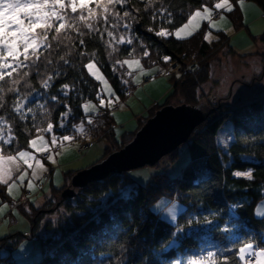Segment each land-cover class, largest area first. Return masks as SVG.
I'll return each mask as SVG.
<instances>
[{"label": "trees", "instance_id": "trees-1", "mask_svg": "<svg viewBox=\"0 0 264 264\" xmlns=\"http://www.w3.org/2000/svg\"><path fill=\"white\" fill-rule=\"evenodd\" d=\"M238 1L229 0L233 8L229 12L215 9L218 0H130L128 4L112 9L120 16L124 11L131 13L133 22L130 31L123 28L126 21H118L115 17H110L107 25H97L101 32L106 27L112 30L110 26L117 25L115 39L108 37L106 32L101 37L99 32L88 33L83 28L84 46L79 44V36L74 30L68 31L60 47L52 41V64H42L38 71L29 72L18 85L22 94H30L27 107L33 111L28 113L25 120L18 117L9 119L11 134L15 139L11 145L0 149V155H14L20 149H30L33 137L51 134L46 131L48 123L55 126L53 135L74 136L79 140V145L106 137L108 145L104 147L103 158L126 143L162 105H197L206 118L196 126L198 131L191 134L186 142L188 161L178 173L173 176L165 171L154 173L144 184L134 186L135 190L126 196H117V191L133 182L128 171L110 173L101 180L76 188L71 198L62 199L60 191L69 185V182L64 183L54 189L52 196L55 198L49 205L25 206L27 199L13 200L18 201L14 207H20L29 219L31 235L37 230V222L43 214L61 204L70 213L68 220L64 218L58 235L40 240V258L22 264H186L191 259H200L207 264H222V256H207L209 251L218 253L220 249H233L226 253L230 264H243L236 251L243 243H255L256 250L264 247V214L260 217L255 215L257 203L264 200V95L251 97L223 111L214 106H206L205 109L198 98L197 86L207 81L210 62L226 46L228 38L218 30L216 39L206 40L205 21L191 36L177 38L173 35H156L161 29L173 30L181 26L195 9L204 7L211 9V14L218 12L210 19L218 18L223 12L239 28L243 22ZM249 1L257 4L264 17V0ZM90 7L101 11L95 3ZM161 10H165L163 16L159 14ZM51 36L52 33L49 34L50 41ZM121 36L125 41L131 38L132 43H118ZM258 38L264 41V31ZM146 51L149 53L147 56L144 55ZM80 52L86 55H78ZM45 55L49 53L45 52ZM62 56L69 61L68 64L60 59ZM129 57L138 58L144 66L158 65L163 70L171 62L177 61L182 67H191V70L166 75L170 88L164 99L155 102L138 116L134 128L121 130V135L115 136L114 129L120 126L112 118L111 112L116 109L115 106L112 110L102 108L91 123L85 121L87 114L82 110V103L99 98V83L88 73L85 65L89 60H94L108 79L114 94L124 100L133 86L124 63ZM164 57L170 59L165 60ZM262 58L264 62V53ZM57 71L59 76L56 75ZM260 78L261 73L253 80ZM125 80L128 81L126 84L123 82ZM45 81H48L47 88L44 87ZM64 85H68V88L64 89ZM13 98L12 94L6 97L9 102ZM65 112L69 114L64 126L60 127ZM225 120L232 124L233 138L226 151H222L216 145L215 137ZM78 121L86 123L82 133H77L74 128ZM178 155L175 149L166 157L173 162ZM41 156L46 158L47 154L43 156L42 153ZM245 169L252 172L251 179L233 173ZM74 172H68L69 179ZM5 186L0 183V194L6 198L8 193ZM108 192L115 194L114 198L110 197L100 204L99 199ZM161 195L175 198L185 206L175 223L162 219L151 210L150 205ZM71 200H74L73 204ZM230 203L236 205V218L227 214ZM18 233L0 237V249L10 248L12 243L17 242ZM10 238H16L15 242L12 240L10 243ZM173 241L175 243L171 245ZM0 264L21 263L6 254L0 255Z\"/></svg>", "mask_w": 264, "mask_h": 264}, {"label": "rangeland", "instance_id": "rangeland-1", "mask_svg": "<svg viewBox=\"0 0 264 264\" xmlns=\"http://www.w3.org/2000/svg\"><path fill=\"white\" fill-rule=\"evenodd\" d=\"M256 5L257 4L253 3V1L250 2L246 8L247 13H250ZM197 9L203 11L204 8ZM221 17H223V19ZM203 21L206 22L207 26V29L204 32V37L207 36L206 40L210 41L216 39L218 37V30L222 31V33L228 38L226 46L223 47L219 51L218 56L212 60L207 81L199 83L197 86L196 92L199 96L198 98L201 102H203V105H205V109L208 106H214L219 111H223L227 108H231L234 104L243 102L251 97L264 95V62L262 58V54L264 53V41H261L258 38V36L264 31V17L261 18L260 22L252 26H248V23H245L242 17L243 26L239 28H237L235 23L232 22L223 12L218 18ZM203 21L199 22V26ZM185 23H187V21ZM183 24L173 30L167 31L174 33L178 28L182 27ZM197 28H190L189 30L193 32ZM185 36H187L186 32L181 33V37ZM90 61L96 65L98 74L108 81L95 61L89 60L88 62ZM125 61H128V63L125 65L128 69V72L131 73L129 79L133 84L129 95L124 100H120L119 98L117 100V96L114 94L112 97V104L110 106L103 107L99 103L100 97L97 99V101H84L82 103V110L87 114L85 117L86 122L89 121V119H94L95 115L101 113L102 108H107L110 110L113 108V106H116V109L113 110L111 114L116 116L117 122L120 123V120L123 119L124 122H128L124 127L125 129H129L127 128L128 126L134 128L137 124V113L143 109L145 113L155 104V102L162 101L164 99V96L169 91L170 81L168 76L163 75V68L159 67L158 65L144 66L141 64L138 58L134 57L126 58L124 62ZM137 61H139V63H136ZM170 66L172 67L171 73H177V71L182 72V70H180L181 64L178 65L177 61L171 62L166 67V69H168ZM260 73L262 74V78L253 80V77L260 75ZM93 78L95 79V77ZM97 82L99 83L98 87L100 90V88L103 86L102 82ZM161 91L164 92L160 94ZM103 98L105 100V104L107 105L109 99L108 95L104 94ZM153 99H155L154 102H152ZM218 103H220L221 106H219ZM84 105H88L87 111L85 110ZM65 120L66 117H64L60 123H64ZM85 126L86 123L83 121H78L74 125V128L77 133H82L85 130ZM120 130L122 129L120 128ZM197 131L198 129L195 127L191 134ZM5 133L7 135V131ZM117 135H121V131L118 134L115 132V136ZM52 136V133L49 135H37L31 139H37V148H32L30 146V149L23 148L19 150L28 151L31 153L33 159H30L29 163H31L33 167L29 169L27 165H24L23 161H21L22 165L24 166V170L19 174L15 173L13 179L16 180L20 174L27 170V176L24 183L21 185L17 180L12 194H7L8 198L7 196L5 198L0 194V237L19 232L18 235H16L17 242H15L16 238H10L9 242L11 243L13 240L15 243H12L10 248H1L0 255L10 254L11 257L21 264L31 262L33 260L37 261L40 258V240L48 236L58 235L61 232V226L63 225L64 218L68 220L70 213L61 204L56 209L43 214L38 220L37 230L34 232L37 238L34 241H31L29 237V219L24 215L20 207H11L9 204L10 202L8 201L16 200L17 197L23 195L22 197L27 199L25 206L32 204L35 207H39L44 204H52V201L55 198L52 196L54 189L60 187L64 183L69 182L70 179L68 178V172L77 171L98 161L103 154L104 147L108 145V139L106 137H102L100 139H96L93 145L87 150L79 151V140L74 136H70L72 139L69 141H63L60 139L63 136L58 137L57 143L55 145L51 143ZM39 137L43 138L42 141L38 139ZM232 138V124L229 120H225L217 130L215 137L216 145L220 150L226 151V146L232 140ZM186 142L181 143L175 148L179 152V155L173 162H170L165 155L161 157L154 165H144L142 167L128 170V174L133 178V182L127 184L124 188L120 189V191H117V196L128 195L131 191L135 190L134 186L137 184H144L154 173L165 171L169 176H173V174L178 173L180 167H182L188 161ZM44 152L47 153L46 158H42L41 156V154ZM49 156L52 157L51 160L48 159ZM34 170L36 172L35 178L32 176ZM248 171L250 170L245 169L242 171H234L233 173L235 175L236 172L244 173ZM29 178L33 183V187L31 189H29L26 185V181ZM11 182L12 181H9V183ZM7 187L8 186L6 185L5 188L6 192L8 193ZM114 195L110 192L105 193L99 199V203L104 204L110 197H113ZM161 196L166 197L168 200L175 199L167 195ZM157 200H155L150 205V208L162 218L163 214L158 213V210H156L154 207ZM70 202L73 204L74 200H71ZM179 204L181 205V208L179 209L180 213L184 210L185 206L181 202H179ZM228 207L231 209L230 205ZM263 214L264 200L261 199L255 207V215L260 217ZM236 217L237 216H235V218ZM162 219L168 221L166 217ZM33 242L36 244L35 248ZM174 243L175 242L173 241L171 245ZM253 244L255 245V243ZM260 248L258 247L257 250ZM34 255H36V258H33ZM207 263L208 262L200 259H191L188 260L186 264Z\"/></svg>", "mask_w": 264, "mask_h": 264}, {"label": "snow or ice", "instance_id": "snow-or-ice-1", "mask_svg": "<svg viewBox=\"0 0 264 264\" xmlns=\"http://www.w3.org/2000/svg\"><path fill=\"white\" fill-rule=\"evenodd\" d=\"M130 0H0V149L7 145H11L15 136L12 133V127L9 124V119H15L18 117L20 120H25L28 113H31L33 109L27 107L30 103V94H22L18 85L21 79L27 77L29 72L38 71L42 64L50 66L52 60L50 53L52 50V41L56 42L57 47H60L64 43V37H67L69 30H74L79 36V44L85 45V32L82 30L86 28L88 33L99 32L101 37L104 33L107 36L115 39L114 31L117 25H111L109 30L107 27L101 32L98 24H108L110 17H115L118 21H126L123 23V28L126 31L132 29L131 13L124 11L123 16H120L119 12L112 11L117 5H126ZM95 3L96 7L101 9L97 12L96 9L90 7V4ZM243 4V0H240ZM217 10L232 11V5L229 0H218L214 5ZM165 10L160 11V15H164ZM211 9L204 7L203 11L197 9L194 11L187 20V23L178 28L174 33L161 29L156 32L158 36H171L175 35L177 38H182L181 33H185L188 36L192 35L190 28L199 27V22L203 20H210ZM223 19V17H221ZM156 19V16H153ZM52 33L51 41L49 40V34ZM207 39V36L205 37ZM70 40V38H69ZM131 44L132 40L129 38L127 41L121 36L118 43ZM111 43V41H110ZM45 52L49 55L46 56ZM80 56H85L86 53H78ZM145 56L149 55L146 51ZM61 60L65 64L69 61L65 57H61ZM165 60H169V57H164ZM119 63V62H117ZM125 64L128 61L124 62ZM136 63H139L137 61ZM85 67L89 74L95 77L96 81L102 82V87L97 92V96L100 97L99 103L103 106H110L113 102L114 90L101 75L98 74L96 65L93 62H88ZM27 69L28 71H22ZM15 74V75H14ZM59 71L56 75L59 76ZM131 74V73H129ZM51 79V77L49 78ZM125 84L127 80L123 81ZM48 81L44 82V87L47 88ZM6 88V91H5ZM68 85H64V89H67ZM12 94L13 99L9 102L6 97ZM107 94L109 99L107 105L103 95ZM52 99H56L52 97ZM118 100V97H116ZM85 110H88V105H84ZM5 110L7 114H5ZM69 113L65 112L61 120L67 117ZM91 123V119H89ZM60 127H63L61 122ZM7 129V135L5 133ZM47 132L52 133L55 131L53 123H48ZM42 141V137H39ZM63 141H69L72 139L70 136H63ZM58 137L55 135L51 138V143L55 145ZM37 139L30 141L32 148H37ZM30 159H33L32 155L28 151H18L16 155H9L5 157L0 155V183L7 185L8 194L11 195L13 188L17 183V180L22 185L27 176V170L20 174L16 180L13 179V175L20 171V163L22 160L24 165H27L29 169L33 166L29 163ZM52 159L51 156L48 157ZM5 161L11 167H5ZM39 163V162H38ZM236 176H246L249 179L252 178V172H236ZM33 178L36 177L35 170L32 173ZM9 181H12L9 183ZM27 187L31 189L33 187L32 180L28 181ZM233 208L236 205L232 206ZM227 230V229H225ZM179 231V229H178ZM175 235V233H173ZM235 243V242H234ZM233 251V249H220L218 253L209 251L207 256L209 258L220 255L223 257L222 264H230V260L226 253ZM238 259L243 264H250V261H254L255 264H264V248L256 250L252 243H243L237 250Z\"/></svg>", "mask_w": 264, "mask_h": 264}, {"label": "water", "instance_id": "water-1", "mask_svg": "<svg viewBox=\"0 0 264 264\" xmlns=\"http://www.w3.org/2000/svg\"><path fill=\"white\" fill-rule=\"evenodd\" d=\"M206 118L203 110L187 103L165 104L157 108L120 148L100 160L75 171L69 185L60 191L62 199L75 195L76 188L101 180L110 173L154 165L161 157L188 140L194 128Z\"/></svg>", "mask_w": 264, "mask_h": 264}, {"label": "crops", "instance_id": "crops-1", "mask_svg": "<svg viewBox=\"0 0 264 264\" xmlns=\"http://www.w3.org/2000/svg\"><path fill=\"white\" fill-rule=\"evenodd\" d=\"M250 2H252V1H249V0H243V4H241L240 3V0L238 1V6H239V8H240V10H241V13H242V17H243V19H244V21H245V23H248V26H252V25H255V24H257L258 22H260V20H261V18H262V16H261V11H260V9H259V7L256 5V6H254V8H253V10H251V12L250 13H247V5L250 3ZM253 3H255V2H253ZM256 4V3H255ZM210 65H212V61H211V63H210ZM164 91H161V93L160 94H162ZM154 100L155 99H153L152 100V102H154ZM151 102V103H152ZM114 113V112H113ZM141 113L143 114L144 113V109L142 110V111H140L139 113H137L136 115V117H138V116H140L141 115ZM112 118H113V120H114V122H116L117 124H119L120 126L119 127H117V128H115L114 129V132L113 133H115V132H117V134L118 133H120V128L122 129V130H124V131H130L131 129H132V127H130V126H128L127 128H129V129H125L124 127H125V125L128 123H126V122H124V120L122 119V120H120V123L119 122H117V120H116V116L115 115H112ZM130 122V121H129ZM122 123L124 124L123 125V127H121L122 126ZM124 128V129H123ZM14 155H16V154H14ZM5 157H7V156H9V155H4ZM21 161L22 160H20L19 161V163H20V171L19 172H16L17 174H19L20 172H22L23 170H24V166L22 165V163H21ZM5 167H11V165H9V164H7V161H5ZM15 175V174H14ZM13 175V176H14ZM30 180V178L26 181V185H28V181ZM23 196V195H22ZM22 196H20V197H17V198H24V197H22ZM33 235H36V234H33ZM34 243V248H35V242H33ZM37 255V254H36ZM36 255H34V257L33 258H36Z\"/></svg>", "mask_w": 264, "mask_h": 264}, {"label": "clouds", "instance_id": "clouds-1", "mask_svg": "<svg viewBox=\"0 0 264 264\" xmlns=\"http://www.w3.org/2000/svg\"><path fill=\"white\" fill-rule=\"evenodd\" d=\"M158 213H162V218H167L169 222L175 223L178 219L179 209L181 205L177 199L168 200L161 196L154 205Z\"/></svg>", "mask_w": 264, "mask_h": 264}, {"label": "built area", "instance_id": "built-area-1", "mask_svg": "<svg viewBox=\"0 0 264 264\" xmlns=\"http://www.w3.org/2000/svg\"><path fill=\"white\" fill-rule=\"evenodd\" d=\"M217 14H218V12H214V13L211 14V16H216ZM178 65H180V64L178 63ZM180 70H182L181 73H186V72H189V71L191 70V67H189V66L182 67V66H181V69H180ZM171 71H172V67H171V66H170L168 69L165 68L164 71H163V75L171 74ZM177 73H180V72L177 71ZM114 108H116V106H115ZM112 126H113V125H111V127H112ZM92 144H93V140L85 141L83 144L79 145L78 150H79V151H85V150H87L88 148H90V146H91ZM46 154H47V153L44 152V153H43V156H45ZM9 204H10L11 207H14V206H17L18 201H13V202H10ZM229 205L231 206V209H229V207L227 208V214H228V216H229V217H230V216H232V217L237 216V214H236V212H235V208L232 207L233 204H229ZM35 239H36L35 236H31V240L34 241Z\"/></svg>", "mask_w": 264, "mask_h": 264}]
</instances>
